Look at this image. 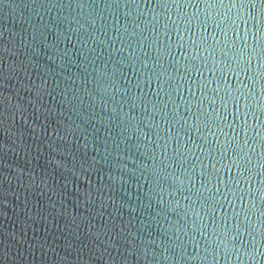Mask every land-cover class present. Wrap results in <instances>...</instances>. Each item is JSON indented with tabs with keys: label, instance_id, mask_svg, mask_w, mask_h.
<instances>
[{
	"label": "water",
	"instance_id": "95a60500",
	"mask_svg": "<svg viewBox=\"0 0 264 264\" xmlns=\"http://www.w3.org/2000/svg\"><path fill=\"white\" fill-rule=\"evenodd\" d=\"M4 264H264V0H0Z\"/></svg>",
	"mask_w": 264,
	"mask_h": 264
}]
</instances>
